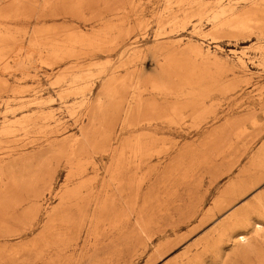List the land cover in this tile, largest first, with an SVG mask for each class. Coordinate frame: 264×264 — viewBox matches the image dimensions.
I'll use <instances>...</instances> for the list:
<instances>
[{"label":"rangeland","instance_id":"1","mask_svg":"<svg viewBox=\"0 0 264 264\" xmlns=\"http://www.w3.org/2000/svg\"><path fill=\"white\" fill-rule=\"evenodd\" d=\"M0 264H264V0H0Z\"/></svg>","mask_w":264,"mask_h":264}]
</instances>
